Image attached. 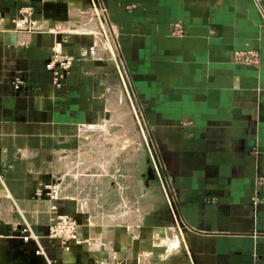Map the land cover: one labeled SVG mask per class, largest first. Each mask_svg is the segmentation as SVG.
Masks as SVG:
<instances>
[{"label":"crops","instance_id":"1","mask_svg":"<svg viewBox=\"0 0 264 264\" xmlns=\"http://www.w3.org/2000/svg\"><path fill=\"white\" fill-rule=\"evenodd\" d=\"M75 15L98 27L76 30ZM54 51L75 60L59 86L46 69ZM237 51L258 52L259 64L236 62ZM117 79L170 184L188 264H264V203L254 202L264 179V0H0V264H142L129 230L66 197L60 167L83 151L90 125L112 124L99 119ZM43 185L56 196L38 197ZM55 205L79 221L70 251L49 237ZM27 225L45 256L24 240Z\"/></svg>","mask_w":264,"mask_h":264},{"label":"rangeland","instance_id":"2","mask_svg":"<svg viewBox=\"0 0 264 264\" xmlns=\"http://www.w3.org/2000/svg\"><path fill=\"white\" fill-rule=\"evenodd\" d=\"M77 20L79 15L72 23ZM88 23L98 27L85 17L77 30L92 33V27L83 28ZM106 38H99V46L108 51L111 38ZM107 88V110L99 121L109 118L112 124L90 125L83 151L64 160L66 197L91 220L129 230L134 251L143 252L142 264H188L184 227L141 110L123 81L113 80ZM108 107L121 113L109 114Z\"/></svg>","mask_w":264,"mask_h":264},{"label":"built area","instance_id":"3","mask_svg":"<svg viewBox=\"0 0 264 264\" xmlns=\"http://www.w3.org/2000/svg\"><path fill=\"white\" fill-rule=\"evenodd\" d=\"M21 14L28 18V24L34 26L36 20L32 19L33 11L29 8L21 10ZM183 33V26L181 23L174 25V34L181 35ZM235 61L245 65L255 66L259 64V54L256 51H237L235 53ZM75 63L73 57L68 56L62 52L54 51L53 56L46 64V69L51 71L53 74V83L56 86L61 85L62 81L70 74L71 69ZM22 81H18L15 87L18 89L22 85ZM264 190V179H259L257 181L256 195L254 196V202L264 203V198H260V192ZM45 191H49V196H56L57 192L52 188L51 185H43V187L38 188L36 195L42 197ZM52 219L49 226V237L53 240H57L61 243L62 249L66 251L72 250L74 247L81 243L79 235V221L77 218L69 213L59 212L58 207L55 205L51 208ZM29 230V235L24 237L26 242L34 240L38 246L39 250L37 254L45 256L44 249L39 244V238L35 235L30 226L27 225ZM62 264H76L74 261H65Z\"/></svg>","mask_w":264,"mask_h":264},{"label":"bare ground","instance_id":"4","mask_svg":"<svg viewBox=\"0 0 264 264\" xmlns=\"http://www.w3.org/2000/svg\"><path fill=\"white\" fill-rule=\"evenodd\" d=\"M73 22V21H72ZM73 24V23H72ZM73 25H75V23L73 24ZM80 27H77V28H75L76 30L77 29H79ZM108 122V121H107ZM65 170H67L66 168H63L62 166H61V172L63 173V174H66L64 171Z\"/></svg>","mask_w":264,"mask_h":264}]
</instances>
